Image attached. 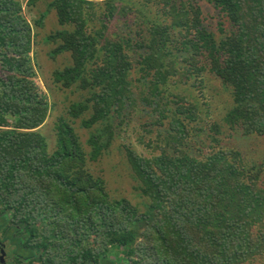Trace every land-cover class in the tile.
I'll list each match as a JSON object with an SVG mask.
<instances>
[{
    "label": "trees",
    "instance_id": "1",
    "mask_svg": "<svg viewBox=\"0 0 264 264\" xmlns=\"http://www.w3.org/2000/svg\"><path fill=\"white\" fill-rule=\"evenodd\" d=\"M25 1L41 2L0 0V214L23 236L24 263L264 259V155L223 146L227 131L264 141V0H207L225 19L219 36L193 0H49L32 23ZM50 13L60 28L42 37ZM120 17L135 37L114 35ZM42 42L67 59L43 77L48 95L34 81ZM207 73L230 96L221 122L209 116ZM189 83L201 100L175 93ZM139 100L152 108L156 138H139L150 155L117 145ZM51 116L53 149L41 127ZM197 122L207 141L193 148ZM115 147L141 202L114 196L96 168Z\"/></svg>",
    "mask_w": 264,
    "mask_h": 264
},
{
    "label": "rangeland",
    "instance_id": "2",
    "mask_svg": "<svg viewBox=\"0 0 264 264\" xmlns=\"http://www.w3.org/2000/svg\"><path fill=\"white\" fill-rule=\"evenodd\" d=\"M23 1V0H21ZM49 0H41L40 3L37 4V7H29L25 2L22 5V14L23 16L32 23L33 20L37 19L41 13L46 9V4ZM194 3L201 7L203 13L204 24L210 29L213 30L218 36L221 35L219 31L220 24H225V19L222 17V14L219 10H217L213 5L208 3L207 0H193ZM146 9L149 18H162L161 15L156 11V7L153 5H148ZM127 17H131L128 15ZM121 18V17H120ZM114 23L113 29L117 32L114 35L122 36L129 34L130 36H136L137 26L129 23H126V19H120ZM130 25V29L128 27ZM60 28L54 13H50L45 20V26L40 29L42 37L46 36L50 32ZM41 37V38H42ZM51 46L45 45L43 42L38 47L39 54V62H40V70L37 69V75L34 78V81L39 86L41 92L45 95H48L49 91L47 90V86L44 82L43 77L49 76L51 71L55 68H63L67 64V59L63 56L58 57L56 60H53L48 55ZM208 79L203 88V93L206 96L208 108H209V116L213 120L220 121L222 120L223 115L227 111L230 104V96L224 91L221 87V84L218 82L216 78L209 75L207 73ZM139 74L135 73L134 79L136 80V86L138 87L136 90H140L144 88L142 83L138 82ZM175 93L184 92L186 94H192L196 99L200 98L198 95L199 91L197 89H193L189 84H179L176 87H173ZM51 97V96H50ZM51 99V98H50ZM201 100V98H200ZM150 105L146 102H142L139 100V106L137 111L134 113V118L132 122L127 127V130L124 131L121 135L120 142L131 146L136 149L138 152L144 155H150L153 148L148 147L147 144H143L139 138L142 136H146V143H148L149 138L155 140L156 133L149 134L147 129L148 123L151 121V112ZM55 112H53L54 114ZM52 114V115H53ZM53 119L51 116L42 127L43 133L46 135L50 148L53 149L55 147L54 141V130H53ZM197 127H204V129H200L199 131L192 134L193 139L191 141V145L193 148H196L195 142L207 141L206 137V124H201V122L195 123ZM159 125H156V129H159ZM160 129H163L161 127ZM80 134L82 139L85 140L89 134L88 130H81ZM200 148L204 149V151H208L206 146L202 144H198ZM223 146L229 148L239 149L245 157H260L264 155V141L255 136H245L241 133V131H227L223 138ZM104 169L106 171V177L109 182L110 189L112 190V194L116 197H125L131 200L133 203L141 202L143 198H139L137 196V191L134 188V181L131 177V170L129 169L126 160L121 156L119 150L115 147L114 151L107 156L99 165L96 166L99 170ZM2 252H0L1 256ZM123 256H120L122 259ZM25 264V263H24ZM104 264H109L108 262H104ZM253 264H264V259L256 260Z\"/></svg>",
    "mask_w": 264,
    "mask_h": 264
},
{
    "label": "flooded vegetation",
    "instance_id": "3",
    "mask_svg": "<svg viewBox=\"0 0 264 264\" xmlns=\"http://www.w3.org/2000/svg\"><path fill=\"white\" fill-rule=\"evenodd\" d=\"M6 213L0 214V264H24L23 251L19 244L23 238L20 232L8 228ZM11 233V234H10Z\"/></svg>",
    "mask_w": 264,
    "mask_h": 264
}]
</instances>
